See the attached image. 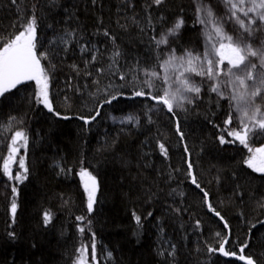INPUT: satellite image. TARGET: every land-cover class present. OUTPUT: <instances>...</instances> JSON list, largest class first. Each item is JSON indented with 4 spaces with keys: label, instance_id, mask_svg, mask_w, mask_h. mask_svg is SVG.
Wrapping results in <instances>:
<instances>
[{
    "label": "trees",
    "instance_id": "trees-1",
    "mask_svg": "<svg viewBox=\"0 0 264 264\" xmlns=\"http://www.w3.org/2000/svg\"><path fill=\"white\" fill-rule=\"evenodd\" d=\"M33 5L38 17V52L49 53L42 64L46 68L49 62L54 65L50 72L53 105L72 118L60 119L37 104L35 82L0 98V126L12 117L17 121L11 132L0 131V264H76L82 245H88V264H95L92 233L101 264H245L208 251L209 246L218 248L229 230L228 251L240 255V243L247 239L249 246L243 255L264 264V224L259 223L264 221V174L247 167L244 161L251 153L238 142L221 145L217 140L214 124L223 127L229 111L224 100L217 103L216 94L205 88L201 99L186 105V111L177 110L176 117L164 110L149 113L152 123L144 116L151 102L140 99L105 105L101 116L87 126L77 118L94 112L105 89L109 93L128 91L126 81L112 74L116 69H108L116 48L121 52L119 71L130 72L137 61L152 67L159 50L154 51L151 37L181 16L185 28L174 43L170 38L171 46L179 54L195 44L203 45V26L194 23L192 0H165L160 6L151 0H97L95 5L91 0H58L55 5L53 0H18L16 4L0 0V42L22 30ZM70 13L74 19H68ZM72 28L77 29L79 40L66 50H61L58 40L49 43ZM104 30L116 37L114 43L103 35ZM82 44L99 49L95 63H89L92 52H81ZM101 67L103 74L97 72ZM121 84L125 88L117 87ZM126 115L139 116V125L114 124V117ZM177 119L183 139L176 131ZM16 130L26 131L29 139L27 149L21 148L12 165L15 176L23 171L18 168L19 159L25 158L29 171L22 183L8 180L2 171ZM158 142L165 144L167 157ZM249 143L261 146L264 135L252 136ZM81 168L95 175L99 184L91 213L79 181ZM189 171L200 188L192 183ZM12 185L17 186L18 196L12 193ZM204 192L227 221V229L207 207ZM13 198L18 205L14 221ZM45 212L51 215L47 224ZM81 216L86 217L83 222L77 219ZM13 232L15 238L9 235ZM166 245H175L174 257ZM104 250L112 254L107 263L102 260Z\"/></svg>",
    "mask_w": 264,
    "mask_h": 264
},
{
    "label": "snow or ice",
    "instance_id": "snow-or-ice-1",
    "mask_svg": "<svg viewBox=\"0 0 264 264\" xmlns=\"http://www.w3.org/2000/svg\"><path fill=\"white\" fill-rule=\"evenodd\" d=\"M16 4L18 0H11ZM58 0H53V4ZM95 5L97 0H91ZM151 3L160 6L165 0H151ZM196 5L194 23L203 26V35L205 37L204 50L202 52L190 49H182L178 54L175 47L169 43L170 38L174 43L179 37L181 29L185 25L184 18L177 17L173 25L160 34L153 35L151 42L154 45V51L159 50L154 57V66L143 67L140 61L136 62V67L130 72H121L118 58L121 56L119 48L112 53L108 63V69H116L112 72L118 76L120 81H126L128 91H115L109 93L104 90V99L94 105V112L88 116H79V120L84 125H90L101 116V109L105 105H112L121 99H140L142 101H150L151 105L144 110V116L149 123H152L151 115L154 111H167L173 117L177 116V110L186 111V104H195L201 99L202 91L215 93L219 100H224L229 108L225 114L223 127L214 124L218 130L217 140L221 145L239 143L251 153L244 163L255 173L264 174V144L259 147L250 146L252 136L264 135V0H215L216 8L225 12V15H217L212 3L205 0H193ZM31 15L21 24L22 30L9 40L0 42V98H5L6 94L16 89L18 85L26 82H35L37 91L33 97L35 102L42 105L48 112L56 117L69 120L72 117L62 115V113L53 105V98L50 91V72L54 68L49 62L46 68L42 61H47L49 53L47 51H39V41L37 37L38 17L34 11L35 5L32 6ZM74 13H70L68 19H74ZM231 22L233 32L230 34L225 30V23ZM49 28L53 25L49 24ZM153 31L155 29L153 28ZM258 37V46L254 47L251 42L252 37ZM103 35L115 42L116 37L111 36L107 30ZM249 39H246L245 37ZM63 45L61 49L66 50L72 43L78 42L79 34L76 28L63 31L57 34L56 40L49 41L50 44L56 42ZM92 52L89 63L97 61V53L99 49L93 45L91 48L87 44L81 45V52ZM75 71H79L78 66H72ZM98 73L103 74V67L97 69ZM91 75V73H86ZM198 78V79H197ZM99 84V81H95ZM111 87V85H109ZM120 89L125 88V84L117 86ZM99 91V89H98ZM207 94V93H206ZM67 100V97H65ZM235 116V121H234ZM116 121L117 118H113ZM17 123L16 118H10L6 125L0 126V131L7 130L11 132ZM18 123H22L19 121ZM118 123L139 125L140 118L135 115H128L118 120ZM211 123V121H210ZM176 131L183 139V132L180 131L179 119L176 120ZM11 144L7 158L3 159L2 171L8 180H16L22 183L28 178L29 171L25 158L21 157L18 162V168L23 171H17L13 176L12 165L17 163L16 157L20 154L21 148L25 150L28 147L29 139L24 130H16L11 136ZM161 153L167 157L168 152L163 142H158ZM185 145V152H187ZM26 156V152H25ZM193 165L189 161L188 168L192 169ZM63 171V169H62ZM80 176L84 181V188L87 192V210L91 213L96 203V194L99 188L97 177L85 168H81ZM192 183L200 188L195 175L189 171ZM12 193L18 196V188L12 185ZM207 207L215 213L222 221L227 229V221L213 208L208 201V193L204 192ZM17 202L13 198L11 201V214L13 221L17 211ZM264 207V204H261ZM179 212V209L176 210ZM151 215V213H149ZM78 220L84 221L86 217H77ZM137 224L141 223L139 216L135 217ZM51 220L48 212L44 213V223L47 224ZM91 221H88L90 224ZM259 223L264 224V221ZM199 225V221H196ZM142 226V225H141ZM256 225H251L255 228ZM84 227H80L79 231L84 232ZM219 242L218 248L208 247L209 252L219 251L224 256L237 257L244 261L245 264H255L252 257L243 255L248 248V240L240 243L239 253L236 251H226L225 245L229 243L228 235ZM15 238V233L9 234ZM92 259L95 264H101L96 257L95 233H92ZM219 237L220 233H216ZM250 237V232H249ZM81 255L77 257L76 264H88L86 259L88 245H82L78 250ZM175 256V245L172 246L169 253ZM111 257V252L107 253Z\"/></svg>",
    "mask_w": 264,
    "mask_h": 264
},
{
    "label": "rangeland",
    "instance_id": "rangeland-1",
    "mask_svg": "<svg viewBox=\"0 0 264 264\" xmlns=\"http://www.w3.org/2000/svg\"><path fill=\"white\" fill-rule=\"evenodd\" d=\"M192 2H193V0H192ZM205 2H207V3H212L213 4V7H214V9L217 11V15H219V16H223V15H225V12H223V11H221L219 8H216V5H215V0H205ZM195 5V4H194ZM195 7H196V5H195ZM185 27H183L181 30H183ZM232 28H233V26H232V24H231V22L229 21V22H226L225 23V30L226 31H228L230 34H232V35H236V33L235 32H233V30H232ZM203 32V31H202ZM202 37H203V45L200 43V45L198 46L197 44H195L194 45V47H193V49H190V50H193V51H199V52H202L203 50H204V41H205V37H204V35L202 34ZM258 37H260V34H258L257 33V35H256V37H252V38H250L251 39V42L253 43V46L254 47H256V46H258ZM246 39H249L247 36L245 37ZM169 43H170V41H169ZM198 46V47H197ZM198 79V78H197ZM203 92L204 91H202V93H201V96H202V94H203ZM199 100V99H198ZM197 100V101H198ZM186 105H188V104H186ZM185 105V106H186ZM192 105V104H191ZM118 120L119 119H116V121H114V119H113V122H114V124H116V125H121V124H119L118 123ZM123 125H128V126H133V127H137L138 125H135L134 123L133 124H123ZM79 181H80V183H81V186H82V188H83V191H84V193H85V196H86V199H88V196H87V192L85 191V188H84V181H83V179L81 178V176L79 175ZM98 181V180H97ZM98 192H99V188H98V191H97V194H96V199H97V195H98ZM166 243V242H165ZM167 244V243H166ZM166 246H168V245H166ZM168 248L170 249V248H172V247H170V246H168ZM105 251V254L103 255L102 254V260L104 261V263H107V262H109L110 261V259L112 258V257H108V255H107V253H109V252H107V250H104ZM219 251H216V253H218ZM172 256V255H171ZM245 263V262H244Z\"/></svg>",
    "mask_w": 264,
    "mask_h": 264
},
{
    "label": "water",
    "instance_id": "water-1",
    "mask_svg": "<svg viewBox=\"0 0 264 264\" xmlns=\"http://www.w3.org/2000/svg\"><path fill=\"white\" fill-rule=\"evenodd\" d=\"M26 83H27V82H26ZM18 86H20V85H18ZM18 86H17V87H18ZM228 239H229V241H230V236L228 237ZM228 244H229V243H228ZM228 244L225 245V250H226V251H227V246H228ZM217 254L220 255L222 258H225V259H229V258H230V259H236V260H239L237 257H233V256H224L223 253H220V252H218ZM239 261L242 262V263H244V261H241V260H239Z\"/></svg>",
    "mask_w": 264,
    "mask_h": 264
},
{
    "label": "bare ground",
    "instance_id": "bare-ground-1",
    "mask_svg": "<svg viewBox=\"0 0 264 264\" xmlns=\"http://www.w3.org/2000/svg\"><path fill=\"white\" fill-rule=\"evenodd\" d=\"M127 116V115H126Z\"/></svg>",
    "mask_w": 264,
    "mask_h": 264
}]
</instances>
